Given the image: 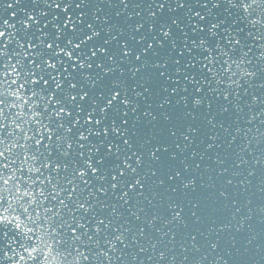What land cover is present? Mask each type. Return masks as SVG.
Listing matches in <instances>:
<instances>
[{
	"label": "snow or ice",
	"instance_id": "snow-or-ice-1",
	"mask_svg": "<svg viewBox=\"0 0 264 264\" xmlns=\"http://www.w3.org/2000/svg\"><path fill=\"white\" fill-rule=\"evenodd\" d=\"M0 63L18 68L35 98L25 101L32 119L19 147L69 254L83 264H170L171 253L174 264L142 206H152L145 192L196 184L189 157L178 168L169 152L181 148L178 133L191 146L185 118L189 132L199 130L197 116L211 128L215 116L248 125L259 116L264 125V0H0ZM219 127L228 131L223 120ZM190 239L202 252L192 264L223 258L219 242ZM253 239L233 237L222 252L232 264H264V242L249 247Z\"/></svg>",
	"mask_w": 264,
	"mask_h": 264
},
{
	"label": "water",
	"instance_id": "water-1",
	"mask_svg": "<svg viewBox=\"0 0 264 264\" xmlns=\"http://www.w3.org/2000/svg\"><path fill=\"white\" fill-rule=\"evenodd\" d=\"M259 27V26H257ZM251 91V90H250ZM171 106V105H170ZM169 105H167L165 108L167 107H170ZM258 110V108H257ZM253 113H250V115H252ZM219 117V116H218ZM222 117V116H221ZM262 119V117H257L256 119L252 120V123L250 125H245V128L246 130H248L249 128H251V135L252 136H255L256 137V134L257 132H264V125H262L260 123V120ZM214 121V120H213ZM224 123H228L229 120L227 119H223ZM207 127H210V125H208ZM236 136V134L234 135ZM192 143H195V142H200V140L198 139H189ZM191 143V144H192ZM207 143V142H206ZM184 144H187V143H184ZM209 144V143H207ZM204 144H202L201 146H203ZM219 147V146H218ZM217 146H213L212 148H207V152L205 153V156L207 157V159H212V155L211 153H215L217 154V151H218V148ZM247 149H253L251 150V152H249L248 154L249 157L247 156H243V155H238V154H232L228 160H232L231 161V164H233L235 166V168H237L239 171H242V169H246L248 168L249 166H254L256 163H264V143H257L256 141H254L252 144L250 145H247L246 147ZM228 152H230L228 149H226ZM231 153V152H230ZM235 155V156H234ZM234 156L232 159L231 157ZM219 159V157H218ZM221 160V159H220ZM241 161H244V163H242ZM238 165V167H237ZM220 166L221 165H218L215 169L216 171H219L221 172V169H220ZM256 177L253 176L252 178L250 179H247V182L253 184V189H256V184L257 182L254 180ZM223 182H224V179H219V181L217 182L218 184H220L221 186L223 185ZM195 186V187H194ZM193 188H199L197 187L196 185H194ZM234 189H237L239 191H243V190H246V187L244 186H241V185H235L233 186V189L229 192V193H226V196L223 197L224 199H230V200H236L238 197L236 196L235 194V191ZM205 191V190H203ZM209 194H210V197L212 196V192L214 191V189H212L211 187L208 188V190H206ZM205 193V192H204ZM187 202H181L179 204V207L177 208V210H179V212L182 214H185L186 212H189L192 210L193 206L195 205V203L197 201H199V198H188V199H185ZM227 201V200H224V202ZM170 202H168L169 204ZM213 203V202H212ZM216 203H219V202H216ZM216 203H214L216 205ZM239 210L240 212L243 214L244 211H245V207L244 205L239 207ZM141 215V220H142V216H144V213H140ZM242 217L247 220L251 219L250 216H247V215H242ZM242 220V219H241ZM238 222H239V219H238ZM237 222V223H238ZM159 223L156 222L155 225H158ZM215 225H217L215 223ZM214 225V226H215ZM168 230H166V233H170V231H173V234L172 235H164V233H157L156 236H158L159 238L163 239V240H167L168 239V247L173 249V252H175V250H180L181 253H182V250L180 249L179 247V244H183V241L185 240L183 236H180L181 232H182V229L179 230V232H177V230H175V228H171V227H168L167 228ZM163 230V229H162ZM169 231V232H168ZM243 231L241 227L239 228H235V230H232V229H229V232L228 235L229 237H231V239L233 237H235V235L239 232ZM211 238V241H217L219 242L220 239L216 236H212L210 237ZM237 238V237H236ZM184 247H187L189 249V251L187 252V255L189 257L188 260H186V262L184 263L183 261L179 262L178 264H192V261H193V258H195L196 260H200V255L202 254L201 253H196V256H193L192 254V251H194V245L193 244H187V246H184ZM197 247V246H196ZM218 254H220V257H223L224 258V253L221 252L220 250L216 251ZM180 257H184V253H182V255ZM209 261L211 262V264H222V260L221 258H219L217 255L215 254H210L209 257H208ZM201 264H204V262H201Z\"/></svg>",
	"mask_w": 264,
	"mask_h": 264
}]
</instances>
